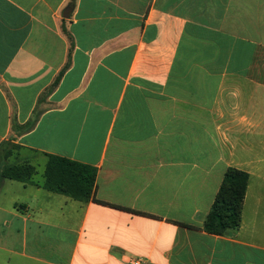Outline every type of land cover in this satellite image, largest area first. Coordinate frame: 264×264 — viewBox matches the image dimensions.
Listing matches in <instances>:
<instances>
[{
  "label": "crops",
  "instance_id": "0c3cea01",
  "mask_svg": "<svg viewBox=\"0 0 264 264\" xmlns=\"http://www.w3.org/2000/svg\"><path fill=\"white\" fill-rule=\"evenodd\" d=\"M6 143L36 173L0 180V264H264V0H0ZM47 155L130 211L43 189ZM229 168L240 224L209 234Z\"/></svg>",
  "mask_w": 264,
  "mask_h": 264
},
{
  "label": "trees",
  "instance_id": "16d2710c",
  "mask_svg": "<svg viewBox=\"0 0 264 264\" xmlns=\"http://www.w3.org/2000/svg\"><path fill=\"white\" fill-rule=\"evenodd\" d=\"M18 149L17 145L10 143L0 147V180L9 179L20 183H33L32 178L36 169L30 163H1L2 157L7 158ZM247 181L248 175L245 172L233 168L226 170L210 211L204 220V231L221 235L238 228ZM95 183V168L65 157L47 155L43 182L40 184L43 189L77 201L91 200L101 205L130 211L97 200L94 196Z\"/></svg>",
  "mask_w": 264,
  "mask_h": 264
},
{
  "label": "built area",
  "instance_id": "2783aa9c",
  "mask_svg": "<svg viewBox=\"0 0 264 264\" xmlns=\"http://www.w3.org/2000/svg\"><path fill=\"white\" fill-rule=\"evenodd\" d=\"M129 264H142V260L132 259V260L129 261Z\"/></svg>",
  "mask_w": 264,
  "mask_h": 264
},
{
  "label": "water",
  "instance_id": "95a60500",
  "mask_svg": "<svg viewBox=\"0 0 264 264\" xmlns=\"http://www.w3.org/2000/svg\"><path fill=\"white\" fill-rule=\"evenodd\" d=\"M64 17H66V16H64Z\"/></svg>",
  "mask_w": 264,
  "mask_h": 264
}]
</instances>
